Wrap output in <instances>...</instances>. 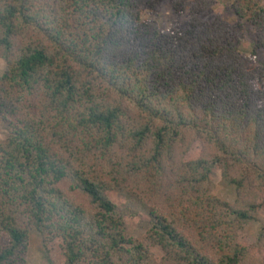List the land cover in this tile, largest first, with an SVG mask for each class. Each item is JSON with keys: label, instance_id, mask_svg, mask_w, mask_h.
Listing matches in <instances>:
<instances>
[{"label": "trees", "instance_id": "1", "mask_svg": "<svg viewBox=\"0 0 264 264\" xmlns=\"http://www.w3.org/2000/svg\"><path fill=\"white\" fill-rule=\"evenodd\" d=\"M162 0H0V264H264L244 234L264 213V0H172L188 23L142 18ZM235 189L208 193L212 169ZM116 191L149 206L138 239Z\"/></svg>", "mask_w": 264, "mask_h": 264}, {"label": "rangeland", "instance_id": "2", "mask_svg": "<svg viewBox=\"0 0 264 264\" xmlns=\"http://www.w3.org/2000/svg\"><path fill=\"white\" fill-rule=\"evenodd\" d=\"M185 2H194V0H182ZM212 1L210 10L202 16L204 20L212 21L220 18L223 21L233 25L236 17L232 10L234 0H208ZM142 18L144 20L155 22L160 29L169 31L185 26L189 21V12L182 11L176 15L172 0H162L158 7L154 10L147 8L142 9ZM255 43L254 31L250 24L243 22V38L240 43V52L252 59V63L260 68L264 67V51L258 49ZM5 69V63L0 59V76ZM7 136V127L0 120V140ZM208 193L216 196L228 203L235 201V189L228 179L223 178L218 167L212 169V174L208 184ZM107 197L113 201L120 209L133 212L129 232L132 236L141 239L148 231L151 225V217L149 214V206L139 203L137 199L125 193L111 191L107 193ZM247 241L250 244L257 243L260 250L264 254V213H261L255 220L251 221L244 230ZM26 264H50L47 259L43 238L35 230L29 234V246L26 257ZM148 264H159L156 257L151 256Z\"/></svg>", "mask_w": 264, "mask_h": 264}]
</instances>
